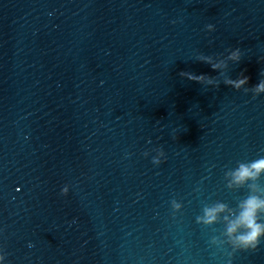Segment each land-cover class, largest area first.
<instances>
[{"label":"water","instance_id":"1","mask_svg":"<svg viewBox=\"0 0 264 264\" xmlns=\"http://www.w3.org/2000/svg\"><path fill=\"white\" fill-rule=\"evenodd\" d=\"M262 79L264 0H0V264H264L197 222L249 194Z\"/></svg>","mask_w":264,"mask_h":264},{"label":"clouds","instance_id":"2","mask_svg":"<svg viewBox=\"0 0 264 264\" xmlns=\"http://www.w3.org/2000/svg\"><path fill=\"white\" fill-rule=\"evenodd\" d=\"M208 29H213L212 25L207 26ZM230 59L239 62L241 59V52L237 48L231 53ZM198 59L204 62L210 63L213 70L220 67L219 64L212 63L211 57L199 56ZM181 76H186L189 80L196 81L198 83H214V78L207 77L203 74L195 75L188 72H181ZM242 78L232 80L226 78L224 83L231 85L236 89H239L244 84L249 82V77L241 74ZM218 86V84H217ZM252 91L255 94L264 92V79L254 86ZM160 155L164 156L163 150H160ZM152 162L154 164H160L161 160L154 157ZM264 174V157L256 159L251 162H240L238 167L234 170H229L225 173V178L228 180L227 187L229 189H239L247 187L249 194L246 198L239 201L235 209L230 208L227 204L218 202L215 205L206 206L203 217H197V222H202L205 225H212L218 220V214L227 211L230 216L235 217L229 220L228 216L224 219L228 221V225L225 231L227 236V243L231 246L233 252L237 250H255L260 242L261 237H264V186H261L257 181ZM174 208H179L180 205L176 204L175 200L172 202ZM218 237L213 236L211 239L212 244H216Z\"/></svg>","mask_w":264,"mask_h":264}]
</instances>
